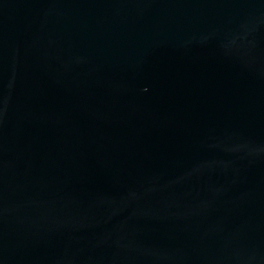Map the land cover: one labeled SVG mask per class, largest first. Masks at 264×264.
<instances>
[{"label": "water", "instance_id": "1", "mask_svg": "<svg viewBox=\"0 0 264 264\" xmlns=\"http://www.w3.org/2000/svg\"><path fill=\"white\" fill-rule=\"evenodd\" d=\"M0 264H264V0H0Z\"/></svg>", "mask_w": 264, "mask_h": 264}]
</instances>
